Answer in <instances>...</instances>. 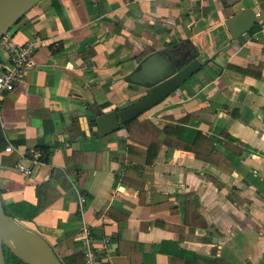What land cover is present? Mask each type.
<instances>
[{
	"label": "crops",
	"instance_id": "0c3cea01",
	"mask_svg": "<svg viewBox=\"0 0 264 264\" xmlns=\"http://www.w3.org/2000/svg\"><path fill=\"white\" fill-rule=\"evenodd\" d=\"M244 13L245 25L252 13L259 20L233 39L227 24ZM13 29L16 44L39 47L0 111V192L9 213L36 206L39 186L59 193L35 220L19 221L63 263L84 255L89 225L104 264H195L186 262L194 256L264 264V0H43ZM155 53L196 57L202 67L140 119L161 130L188 119L184 127L214 141L222 162L163 145L149 166L146 147L127 130L95 135L99 114L148 94L127 77ZM8 61L0 48V66ZM224 132L241 156L221 145ZM43 146L54 147L50 163L34 167L29 152ZM74 152L88 153L73 164L88 173L83 188L66 170Z\"/></svg>",
	"mask_w": 264,
	"mask_h": 264
},
{
	"label": "water",
	"instance_id": "95a60500",
	"mask_svg": "<svg viewBox=\"0 0 264 264\" xmlns=\"http://www.w3.org/2000/svg\"><path fill=\"white\" fill-rule=\"evenodd\" d=\"M43 0H0V40L31 9ZM251 23L243 24L248 14H240L228 22L232 38L237 39L258 22L255 14ZM202 65L196 57L185 63L173 61L162 53L147 57L127 77V82L144 87L148 94L140 101L123 111L99 114L95 122V135L106 137L119 131L122 126L171 96L190 77L195 75ZM5 248H8L25 264H64L51 245L38 233L28 229L21 221L8 215L0 192V264H7Z\"/></svg>",
	"mask_w": 264,
	"mask_h": 264
},
{
	"label": "trees",
	"instance_id": "16d2710c",
	"mask_svg": "<svg viewBox=\"0 0 264 264\" xmlns=\"http://www.w3.org/2000/svg\"><path fill=\"white\" fill-rule=\"evenodd\" d=\"M188 119H183L179 121H174L173 124L168 126L167 128L161 130L154 123L149 120H141L140 117L127 123L122 126L123 129L127 130L129 134V139L136 144H140L146 147V151L143 152V155L147 159V164L149 166H153L157 160L159 152L163 145H167L172 148H186L192 152H194L198 159L213 162L218 164L224 160V155L219 149H217V145L211 139L205 137L199 131H188L184 124ZM96 119L94 120L95 127ZM190 133V134H189ZM173 137L176 138L178 142H188L190 143L189 147L182 146L181 144H174L172 142ZM103 139H107L103 137ZM224 147L233 152L236 156H241L243 154V150L234 146V138L231 137L228 133H223V141L221 142ZM41 153V162L44 164H49L51 160V156L54 152V147L43 146L36 148ZM133 151L132 147L130 148ZM78 156H88L86 152H74L73 155L67 159L66 162V170L69 175L75 177L77 179V183L80 188L84 187V183L88 177V173H84L79 175L78 172L74 169V162L77 161ZM217 184H219L217 182ZM220 185V184H219ZM38 194V204L36 206L31 205H20L21 211L9 213L6 210V213L11 217L23 220V221H33L36 217H38L43 211L49 208L58 198L59 193L52 190L47 186H39L37 189ZM5 256L7 264H25L21 260H19L8 248H5ZM176 260L178 259V255H173ZM181 258V256H180ZM193 262L195 264L203 263V264H226L217 260H209L201 257L194 256L192 259H186V262ZM84 262V255H75L69 258L64 264H82Z\"/></svg>",
	"mask_w": 264,
	"mask_h": 264
},
{
	"label": "built area",
	"instance_id": "2783aa9c",
	"mask_svg": "<svg viewBox=\"0 0 264 264\" xmlns=\"http://www.w3.org/2000/svg\"><path fill=\"white\" fill-rule=\"evenodd\" d=\"M258 16L261 17L262 14L258 13ZM38 47L39 45L35 41L22 45L16 44L14 42L13 28L6 32L0 40V48L5 50L9 57L7 66H0V111L5 96L24 83L26 73L35 66ZM14 151L15 149L12 146L6 149L7 153H13ZM29 161L34 167L42 164L41 153L38 149H33L29 152ZM33 166L18 164L16 170L31 177L34 174ZM86 203L87 198L85 195H82L81 204L85 206ZM81 241L84 253V262L82 264H104L101 255L103 248H98L95 244L93 230L89 225L83 227Z\"/></svg>",
	"mask_w": 264,
	"mask_h": 264
}]
</instances>
